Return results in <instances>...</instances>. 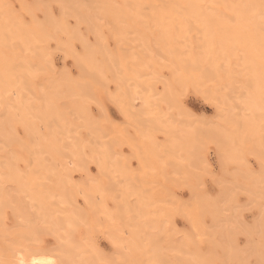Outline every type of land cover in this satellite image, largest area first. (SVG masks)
<instances>
[{
	"label": "rangeland",
	"instance_id": "rangeland-1",
	"mask_svg": "<svg viewBox=\"0 0 264 264\" xmlns=\"http://www.w3.org/2000/svg\"><path fill=\"white\" fill-rule=\"evenodd\" d=\"M62 1L63 0H0V8L2 6L4 15L11 16L14 14L15 17L12 16V20L15 19V21L22 22L21 25L23 27L26 26L28 28L32 26L35 23L32 18H36L35 21L38 22V24L36 23L38 26L43 25L46 27L43 39H36L34 41V45L36 46L34 51H32V49H26L23 51L19 44H14V46L16 45L15 49L21 52V54L19 53L20 55L17 56L18 60L24 62L28 61L39 69V72L34 77V84L39 89H44L49 80H54L59 84V96H61V99L59 100L60 107H67L69 102V98L66 96V86L64 83H61V81L64 80V78H69L74 81L82 79V76L80 75L82 67L80 68L81 65L79 63L77 65L76 59L85 58L88 59V61L90 60L91 62L96 63L102 83L95 81L89 84L87 91L89 96L83 101L82 112L87 116L92 129H97L98 134L100 133L102 137L101 138L99 135L98 137H95L96 139L94 140L97 141L99 139L97 142L91 140L92 145L96 142V145L94 146L96 147L98 145L97 149L101 146L103 150H106V154L104 152H99L101 148L99 151L96 149L91 152L88 144L92 132L90 133L83 126H76L75 124L78 123L80 119H78L77 115L71 111L69 112L71 113V116L69 117L70 125L65 128H70V126L73 128L74 131H71L73 134L72 136L77 138L80 136V144L69 148L70 152H72L69 154V160L64 157L61 158V156L53 158L50 155H46L45 158L43 157L44 161H42L43 159L41 156L42 160L39 159L38 161L41 165L44 163L46 169L40 174L41 171L38 172L40 169L33 168L34 164L37 165L35 162H38L36 160L39 156L36 155L37 159L34 160V158H30L28 155L30 160H34L31 166V171L35 169V171L39 173L35 175L36 173L33 174L32 172L31 177L29 173L30 170L28 169L29 166L27 167L28 170L24 169L23 171L22 169L25 168L24 166H27L28 163H23L25 162L24 160L27 155L25 156L21 148L20 155L18 154L19 151H16L18 147H16L15 144H12V146L10 145L7 149L5 148L6 151L3 150V152H1L0 150V155H2L0 157V168L2 169L0 171V178L2 177L0 183L2 185L0 184V186H2V188L0 190H3L2 195L7 196L6 198H9L8 193L12 192V194L9 193L11 194L9 195L11 198V200L10 198L9 200L11 202L7 199L4 200L5 197L1 198L0 196L2 201L1 208H3L1 210V215L4 216L2 221L5 224L2 228V232L6 230L7 233L8 230V234L10 233V236L4 234L6 237L3 236L2 238V247L5 253H9V249L13 248V246H17L16 244H18L19 247L27 246V248L30 249L35 248L37 245L36 248H41L42 246V249H53L57 246L55 244L58 243V240H55V237H52L55 233L51 236V231V233L48 232L50 234H46L47 231L44 232L42 230L43 228L41 229L43 226H45V230L46 228L52 229V224L51 222H48V224H46L47 222L44 223L45 219H41L44 215L40 216V208L39 210L36 208V203L34 202V204L33 201H31L32 203L30 201L28 202L30 199H27V197L24 196L26 194L23 195L22 192L17 196L18 193L16 192L19 188L17 186L14 187L15 181L10 182L8 178H6V171H8L7 166H15L12 164L13 162L15 163V161L11 160L12 163L6 161L8 163L10 162V164L4 165L6 164L4 160L9 158L8 155H12L14 152L13 156L14 154L16 157L18 156V161L14 169H17V172L18 170L22 172V175L20 174V176H23V172H25V175H28H26L27 178L34 179V175L38 182L44 183L42 185L44 187L42 188L50 191L57 189L58 186L61 185L68 192L72 193L76 200H78V205L75 207H78L83 214H85L87 226L83 224L86 222L85 219L83 222L81 220V223L78 222V224L74 226V235L72 238L74 239L75 237L73 241L76 240L77 244L80 243V241L84 242L82 241L83 238L87 242V244L84 242L87 247L92 246V244L94 245V248L90 247L86 252L89 250L92 251L89 253L90 257L91 254H93L96 259L97 257L99 259L101 258L103 262L102 263L101 260H99V262L96 261L93 259L94 256H92V258L88 257L87 259L89 261L92 259L94 264L96 262V264H110V262H113L111 264H117L119 259L117 258L116 261V257L118 256L120 258L118 262L121 264L123 259L121 260L120 251L117 250L118 254L114 250L121 247V250H124L122 255L127 258L126 259L122 256V258H125V261H127V263H125L123 260L122 264H138V262H140L139 264H143V260L145 262L144 264H151L152 262L153 264H159L155 258L153 259L154 253H152L155 249L154 247H156V243H159V248L156 247L154 252L159 250L158 253L161 255V249L162 254L165 256V260L168 262L170 261L171 264H179V262H175L173 257L175 255L173 254L177 252L175 250H178V247L181 244L187 245L181 252V255L187 250L188 253L186 254V258H188L189 255V257H191V259L188 258L186 261L184 256H182L184 259L182 257H177L178 255L176 253V257L181 259H177V261H181V264H191L188 263L190 262L189 259L192 260V264L193 262L195 264V259L198 262L200 260L202 264H209L206 260H212L210 264H261V261H264V215H262L263 212H261L263 211L261 209L264 207V192H258L259 194H256L253 199L248 198L250 195H254L252 192H248L251 190L248 189L250 185L253 186L252 190L255 193L259 191L256 189V186H259V189L261 187V191L264 190H262L264 180H260L262 176V179L264 178V174L262 175L264 172L261 171L264 168L263 165L261 166L260 164L261 160H258L256 158L257 156L254 154V144L252 143L256 142L259 137H252V142L247 141L242 144L240 143L241 145L239 144L240 146L237 148L238 157L236 162H233L232 160L230 163L225 159V156L230 152H227L225 155L224 151V153H222V150H224L222 149L223 147L220 148L215 145L218 143L217 139L209 138L212 129H214L213 127L216 125L219 126V121L222 122V118L225 119L226 117L222 113L219 114L220 111L214 104L213 99H211L212 97H210V94L216 89L221 91L226 90L232 77L237 79L233 81V84H236L234 86L235 89H237L239 85L243 86L247 81V75L242 71L241 64L235 59V57L230 56L229 54L225 59L227 62L224 64V68H222L217 74L209 78L196 75L178 82L172 72L174 67L173 59H170V57L167 56L166 51L169 46L171 47V45L174 46L175 44V47H181L186 54L203 58L202 47L199 46L200 35L197 33L194 26H192V28L190 27L188 30L187 28L181 30L174 24L170 26L165 25L166 22H164L165 20L163 17V20L157 19L161 17V15L159 17V14L157 15L158 10L159 13H162V9L160 7V9H154L153 6L149 4L151 0H136L139 2V7L137 9L128 7L129 4L127 3L128 5H126V1L128 0H94V3L91 2L92 0H73V2L72 0H70V2L69 0H64L65 4L63 5ZM20 2L24 6L21 5ZM199 3L206 6L208 1L200 0ZM66 4H73L72 8L70 5L68 6L72 11H63L67 8ZM106 4L110 5L113 10H116L115 14L110 13L111 10H109L110 8H106ZM213 5V10H216L218 13L223 14L226 17L230 16L229 10L223 5ZM25 7L27 11H30L29 13L25 12ZM22 8H24L25 11H23ZM181 8L186 9L185 7ZM117 9L124 10V12L121 13L118 11L121 16L118 14V17L116 16ZM30 13L34 16H30ZM73 13H76V15H73ZM47 18H49V20H52L51 18H53L58 26L60 22L63 21V26L65 24L66 30H63L62 28L60 30L58 29L59 31L57 29V31H54L48 28L46 25V23H48V20H46ZM84 18L88 19L86 20V22L88 21V24L85 23ZM115 22L117 25L114 24ZM90 26H92L93 29H90L92 28ZM166 32H168L167 34L171 40V45L169 41H163L166 35L164 33ZM70 33L71 35L73 33L76 38L70 36ZM39 54L40 56H38ZM9 56H12L11 52L7 53L8 58ZM119 56H122L121 58L124 57L125 60H127L128 57L135 60L136 65L132 67L129 62L128 64L119 63L117 61ZM103 58L110 64L115 63L114 67L116 66V70L119 68L121 78L123 77L125 81L124 83H122V81L119 82L112 77V72L105 68V60L103 61ZM208 62V60L202 62L203 66ZM260 69L264 72V64ZM0 95H2L1 90ZM34 104L38 105V102L35 100ZM123 105H125L126 108H124ZM10 109H12V107ZM10 109L8 111H11ZM228 110H230L229 106H225L223 112L227 113ZM3 112V109L0 108V121L3 119H6L7 121L6 113L2 114ZM7 116H9L8 112ZM14 116L16 115L14 114ZM35 124H37L35 125L36 130L42 132L43 137L45 138L47 136V131L39 126L38 121H35ZM154 125H160V127H165L167 129L173 127V130H175L174 128L179 129L178 133L179 135H182L180 138L183 141H186L185 143H187V145L182 144L181 146L174 148L172 146L170 149L167 148L169 142H173V135L177 136L178 133L177 135H175V133H173V135L170 133L172 136H170L169 139L166 131L161 132L163 130L156 129ZM211 126L213 127L210 128ZM206 128H210V131L204 133V129ZM4 131L5 133L13 132L16 139L18 138V142H21L22 140H25L23 138H26V135H24L26 133L23 132L21 125L16 122H14V124L11 123V125H5ZM117 134L123 136L127 142L120 143L117 139ZM261 135L264 139V130ZM92 137H94V134ZM111 138L112 142L109 141ZM190 140H192V142H188ZM5 144L2 141V146H8ZM16 144L18 145V143ZM131 144H136L134 146L139 150L142 159L137 155L136 148L134 149V146ZM219 144L221 143H218V145ZM168 149L170 152L173 150L172 155ZM7 151H9L8 155L6 153ZM91 154L92 156H90ZM103 154L106 155V159L108 158L107 155H110L112 158L109 160H114H111L113 168L111 167L112 169L110 171L115 170L114 172H111V178L108 177L106 173H103L102 168L99 167L100 164L96 163L99 160L105 161ZM217 154H219V157L224 156L223 159H225L226 163L224 161L222 162L221 157L218 159ZM95 156L100 157L96 158ZM137 156L139 157L140 162L138 161ZM2 157L6 158L4 159ZM31 157H33V155ZM89 157H93V159L89 161ZM188 157L191 160L190 162L189 160H186ZM1 158L5 168L1 164ZM94 158L96 159L94 160ZM202 158H205L207 163L203 162ZM19 159L24 160L21 161ZM177 160L180 161V163ZM106 161L105 163H108V161ZM114 162H117V165H115ZM191 162H203L202 165L208 169L207 171H204L206 170L204 169V166L199 163L193 164ZM30 163L31 162H29L28 165H30ZM109 164L110 163H108V165ZM183 164L186 165V169ZM176 165H181L179 168L182 172L177 170L178 168L175 169V167H178ZM174 169L182 176L179 174V176H177ZM257 174L260 175L258 176ZM4 175H6V177ZM3 176L5 177L4 179ZM176 177L179 178V180ZM175 179H177L178 182L175 181ZM255 180L256 182L254 183ZM128 181H131L135 190H141L139 187H143L147 190L144 189V192L142 191L143 194L145 193L144 195L142 194L145 196L142 197V201H140V196L137 198L134 194L129 195L128 203L130 206L137 207L144 212V218H137L142 216H136L137 220L135 218L130 220V218V222L127 221L126 226L124 222L118 219L112 222V228L100 214L98 215L99 217L92 215L88 211L89 207H87V203L83 200L81 194H78L77 192L82 186L88 184H98L100 187L106 188L111 182H116L120 185L126 182V185L128 186ZM136 185H139V187ZM132 186L130 185L131 188ZM37 187L41 188V185H38ZM11 188H15V190H12ZM223 188L229 193V198H227L228 193H224L225 191H223ZM8 189L11 191H8ZM36 190L38 189L36 188ZM5 192L8 193L6 194ZM220 192H223L226 198L224 195L220 194ZM261 194H263V197L261 196L258 198ZM222 197H224L223 200ZM201 200L203 201L201 202ZM206 200L208 203L214 201L216 206V203L219 204L220 211L218 212L217 217L216 215L214 217L213 213V215L210 216L211 213L208 214L205 213V211L204 214L202 213L203 211H201L200 214L194 213L193 210L194 207H196L195 204L198 206L200 203H207ZM214 202L212 204H214ZM106 203L109 211H115L116 205L112 199H108ZM5 204L6 206H3ZM30 205L32 206V209ZM192 205H194V207H192ZM41 206L43 207V205ZM189 206L192 208L187 210ZM69 207V210H73L71 209L72 206ZM168 208L170 209L168 210ZM56 209L59 213L64 212V209L61 211L62 208L57 206L55 212L53 211L54 214L56 213ZM74 209L76 210V208ZM191 210L192 212L189 213ZM59 213L58 215H60ZM194 214L197 215L195 216V218L197 217L196 219L193 218ZM133 215L135 216L136 213L132 211V217ZM262 216L263 220L260 219ZM199 218L201 222L197 221ZM216 218L218 220H216ZM212 221H215V223L218 221L217 226L221 231L220 233L217 231L218 229L215 228L217 226H215V223L213 224ZM135 222L137 223L135 224ZM138 223L140 226L139 228H143V230L145 229L144 231L140 230L139 232V237L141 236L140 238L143 240L142 243V240L139 238L141 245L138 242V236L135 238L132 234L133 231H131V226L134 228L135 225L136 228ZM197 223L199 227L204 230V233H202L203 230L199 228V234L201 236L197 233ZM20 224L22 225L21 228L19 226ZM45 224L48 226L46 227ZM49 224H51V226H49ZM62 227L63 229H60L62 230L61 232L63 233V230L64 232H67L64 225H62ZM109 227L111 228L110 230ZM133 228L132 230H134ZM129 230L131 231L130 233L128 232ZM208 230L209 232H211L210 230H213L214 232L217 231V233L215 232L210 235ZM237 230L239 231L237 232ZM106 232L108 236L106 235ZM186 235L188 236L186 237ZM207 235L208 239L206 238ZM20 236H23L24 238L21 239ZM62 236H65V233ZM142 236H146L145 241ZM25 237H27L26 241H24ZM31 237H36L37 239L34 238V240H31ZM65 238L67 239L66 236ZM149 239L152 240L150 242H154V244L151 245V248L148 243ZM29 240H31V243H28ZM111 240L113 242L118 240L119 247H114L112 245L113 242H109ZM10 241H12L11 244L14 243L13 246L9 245ZM135 241L137 248L135 247ZM146 243L149 247L147 246L144 249ZM127 244L129 246H127ZM142 244L143 248L141 249ZM125 245L127 247H125ZM183 245L180 247L181 250L183 249ZM96 246L97 248H95ZM176 246L178 247L174 250ZM224 247L227 252L223 250ZM149 248L152 249V251H150L152 255L147 253V250H150ZM138 250L141 253V257L143 256V260H141L140 255H138ZM78 252L82 253L80 250H78ZM86 252L84 251V253ZM98 252L101 253V255H99ZM76 253L74 252V255ZM84 253L80 254V257L78 254L76 255L81 258V263L83 262V256L87 257L86 255L88 254L85 255ZM178 253L180 254V252ZM102 254L105 258L102 257ZM260 254L261 256H259ZM144 255H147L149 260H147ZM114 256L115 260L112 259ZM166 256L171 260L167 259ZM110 257L111 260L109 259ZM138 257L141 261L137 260ZM162 257L163 256L161 255L160 261L163 264ZM7 258L6 260L9 259ZM79 258H75V261H78ZM240 258L242 263L238 261ZM92 260L90 261L91 264H93ZM172 261L174 262L172 263Z\"/></svg>",
	"mask_w": 264,
	"mask_h": 264
},
{
	"label": "bare ground",
	"instance_id": "bare-ground-1",
	"mask_svg": "<svg viewBox=\"0 0 264 264\" xmlns=\"http://www.w3.org/2000/svg\"><path fill=\"white\" fill-rule=\"evenodd\" d=\"M98 1H100V0H98ZM199 1L200 0H151L149 3L153 6L154 9H157L159 7L162 9V13L161 12L159 13V10H158L157 15L159 14L158 17L161 15V17H159L157 19H160V20L164 19L165 20L164 22H166L165 25L170 26V25L174 24V25H177L181 30L185 29V28H187V30H188V29H190V27L192 28V26H194V28H196V30H197V33L200 35L199 46L202 47L203 58H199L196 56H191V55L186 54L181 47H179V46L175 47L174 43H172V44H174V46L171 45V40L169 39V35L167 34L168 32L164 33L166 35H165V37H164L165 39H163V41H166V42L169 41L170 45H171V47L169 46L170 49L167 48L166 52H167V56L170 57V59H173V64H174L173 71H172L173 76H175V79L178 82L184 80L185 78L188 79L189 77H193L196 75L199 77L209 78V77L217 74L222 68H224V64L227 62V60L225 61V59L229 54H230V56L235 57V59L241 64L242 71L247 75V81L243 86H240L238 84L239 87H237V89H235L234 86L236 84H233V81L237 80V79H234V77H232L230 79V82L228 83L229 86L226 88V90L221 91V90L216 89L213 91L212 94H210V97H212L211 99H213L214 104L216 105V107L220 111L219 114L222 113L226 117H225V119L222 118V122L219 121V126L216 125L215 127H213V126L210 127V128L213 127L214 129H212L211 134L209 133L213 137L210 136L209 138H215V139H217L218 143H221L219 145H218V143L215 145H217V147L219 146L220 148L223 147L222 149H224V150H222V153L225 152L224 154L226 155L227 152H230L229 154H227L225 156V159L230 163V162H232V160H233V162L234 161L236 162V159L238 157L237 148H239V146L242 143H245L247 141L252 142V140H251L252 137H259L256 142H252V143L254 144V154L257 156V157L255 156V157L258 160H261V163L260 162L259 163L261 164V166L263 165V168H264V139L262 138L263 136L261 135L262 131L264 130V72L260 69L262 67V65L264 64V0H207L208 4L206 6L201 5L199 3ZM69 2H70V0H69ZM72 2H73V0H72ZM91 2L94 3V0H92ZM74 3H75V1H74ZM20 4L23 5L21 2H20ZM63 4H65L64 0L62 1V5ZM213 4L223 5L225 8H227L229 10L230 16L226 17L223 14L218 13L216 10H213V6H214ZM69 5L72 8L73 4H69ZM69 5L66 4L67 8H65L66 10L64 9L63 11H72V10H70V7L68 8ZM126 5H128V7H132V8L137 9L139 7V2H137L136 0H128V1H126ZM23 6H21V7H23ZM181 7H185L186 9H182ZM106 8H108V9L110 8L109 9V10H111L110 13L115 14L116 10H113V8L110 5L106 4ZM25 9H26V7H25ZM108 9H107V11H108ZM0 10L1 11L3 10L2 6H1ZM22 10L25 11L24 8H22ZM1 11H0V90H1L2 95H0V108L3 109V111H4L2 114L6 113V117H7V121H6V119H3V120L1 119L2 121H0V140H1L0 141L1 142L0 150H1V152H3V150H5V148L7 149V147H9L10 145L12 146V144H15L16 147H18L16 151L17 152L19 151L18 152L19 155L21 153L20 150L22 149L25 156L29 155L30 158H34V160L37 159L36 155L39 156L36 161H38L39 159L42 160L43 157L45 158L46 155H50L53 158L61 156V158L64 157L65 159L68 158V160H69V158H70L69 154L72 153V152H70L69 148L72 146H78L80 144L79 143L80 142V136L78 138L75 136H72L73 134L71 131H74L73 128L71 126H70V128H65V127H68L70 125V119H69V117L71 116V113H69L70 111L75 113L77 115V118L80 119L79 122L75 124L76 126H78V127L83 126L90 133L92 132L88 146L90 147L91 152L95 151L98 148V145L96 147L94 145H96L95 143L97 141H99V139L97 141L94 139H96L95 137H98V135L101 137V134L100 133L98 134L97 129L96 130L92 129V126L90 125L87 116L83 114L82 109H83V101H85L86 97L89 96L88 92H87L89 84L92 82H95V81L102 83V80H101L100 74H99V69H98V66L96 65V63L95 62L93 63L90 60L88 61V59H85V58H80V59L77 58L76 59L77 65L79 63L81 65L80 68L82 67L81 68V74H80L82 76V79L78 80V81H74V80L69 79V78H64V80L61 81V83H64L66 86V89H67L66 96L69 98V102H68L67 107H60L59 106V100L61 99V96H59V94H60L59 93V91H60L59 84H57V82L54 80H49L47 82V85H45L44 89H39L34 84L35 83L34 77L39 72V69L37 67H35L32 63H29L28 61L24 62V61L18 60L17 56L20 55L21 52H19L15 49V46L19 44V46L22 47L21 49L23 51H25L26 49H32V51H34V49L36 48V46L34 45V41L36 39H43V37L45 35L44 30L46 27L43 25L38 26L37 25L38 22L35 21L36 18H32L35 22L32 26H30L28 28L26 26L23 27L21 25L22 22L20 23L17 20L15 21V19L12 20V16H14V14L11 16L10 15H4V11H2V12ZM118 11L120 13L124 12V10L122 11V10L117 9V13H116L117 17H118V15H120ZM25 12L29 13L30 11H27V9H26ZM31 13L29 14L30 16L32 15ZM154 14H155V12H154ZM73 15H76V13H73ZM32 16H34V15H32ZM162 17H163V19H162ZM51 19L52 20H49V18L46 19V20H48V23H46L48 28H50L54 31H57L58 29L60 30L62 28H63V30H66L65 24L63 26V23H64L63 21H61L59 26H58L57 22H54L53 18H51ZM86 20H88V19H85V23L88 22V21L86 22ZM114 24L117 25L116 22ZM89 25H90V23H89ZM90 27H92V26H90ZM90 29H93V27ZM91 32H93V31H91ZM69 35L76 38V36H74L73 33H72V35H71V33ZM14 44H16V45L14 46ZM9 52L12 53V56H9V58H8L7 53H9ZM87 53H88V51H87ZM38 56H40V54ZM121 57L119 56V59H117V61L119 63L128 64V62H129L132 67H134L136 65L135 60H133L129 57H128V59L126 57L127 60H125L124 57L123 58H121ZM104 60L105 59L103 58V61ZM206 60H208L209 62L205 66H203L202 62H204ZM114 64L115 63L110 64V63L106 62V60L104 61V65L106 66L105 68L112 72V74H113L112 77L115 78V80H117L119 82L122 81V83H124L125 81H124L123 77L121 78L119 68H117L118 70H116V66L114 67ZM66 96H64V97H66ZM35 100L38 102V105L34 104ZM123 106H124V108H126L125 105H123ZM225 106H229V108H230V110H228L227 113L223 112ZM11 107H12V109H10ZM9 109L12 111V113H11V111H8ZM7 112H8L9 116H7ZM128 113H129V111H128ZM14 114L16 116H14ZM35 121H38L39 126L43 130L47 131V136L45 138L43 137L42 132H39L36 130L35 125H37V124H35ZM14 122L20 124L23 132L26 133V134H24V135H26V138H23L25 140H22L21 142H18L19 140H17L18 138L16 139V136H14L15 134L13 132L5 133V131H4L5 125H7V124L11 125V123L14 124ZM154 127L158 130L159 129L163 130L161 132L166 131L169 139H170V136L173 135V133H175V135H177L178 130H179L176 128H174L175 130H173V127L169 128V129H167L165 127L163 128V127H160V125H154ZM210 128L207 130L204 129V133H207V131H210ZM95 133H97V134H95ZM170 133H172V135ZM93 134H94V137H92ZM194 134H197V133H194ZM243 134H244V136H243ZM116 136H117V139L120 141V143L127 142V140L123 136H121L119 134H117ZM181 136L182 135H179V133L177 136L173 135V137H174V138L172 137L173 142L172 141H171L172 143L169 142V145L167 146V148L170 149L171 146L174 148L177 146H181L182 144L187 145V143H185L186 141H183L180 138ZM91 140L92 141L94 140L96 142L92 145ZM111 140H112V138L109 141L112 142ZM2 141L4 142V144L6 143L5 145H8V146H6V147L4 145L2 146ZM15 142L18 143V145ZM188 142H192V140H190ZM193 142H195V141H193ZM211 142H213V141H211ZM33 143L35 145V148H34ZM131 145L134 146L136 144H131ZM193 145H194V143H193ZM93 147H95V148H93ZM100 148H101V146H99V149ZM135 148L136 147L134 146V149ZM99 149H97V151H99ZM139 149H140V146H139ZM169 149H168V151H169ZM102 150L103 149L101 148L99 152H104L106 154V150H103V151ZM137 150L138 149L136 148L137 155L139 157H141L139 150H138L139 154H138ZM172 151L173 150H171V152L169 151L171 153V155H172ZM8 152L9 151L6 152L7 155L9 154ZM17 152H16V154H17ZM13 153H12V155L9 154L8 155L9 158H7V159H5L7 156L5 158L4 157H2V158L5 159L4 160L5 162L10 161L12 163L11 160H14L15 163L13 162L12 164H14L16 166V163L18 161L17 160L18 156L16 157L15 154L13 156ZM105 154H103L105 157V161L108 159L107 161L110 164L108 165V163H105L104 160H99L96 163H99L100 164L99 167L102 168L103 173H106L108 175V177H110L111 172L115 171V170L110 171L113 168L112 167L113 165H111V164H113V163H111L112 162L111 160H113V159L109 160L110 158H112L110 155H107L108 158L106 159ZM32 155H33V157H31ZM95 155H96V152H95ZM217 155H218V159H219L221 156L219 157V154H217ZM1 156L2 155H0V157ZM27 156L25 157V160L22 159L25 161L23 163H25V164L26 163L29 164V162H31V163H30V165L27 164V166H24L25 168H22L23 171H24V169H27L28 166H29L28 169L30 171L32 170L31 166H32L34 160H32V159L30 160L29 156H28V158H27ZM41 156H42V159H41ZM90 156H92V154ZM138 156H137V158H138V161L140 162V159H142V157L139 159ZM99 157H96V158H99ZM2 158H1V160H2ZM96 158H94V160ZM223 158H224V156L221 157V160H222V162L223 161L225 162V159H223ZM26 159H28L30 161H28ZM91 159H93V157L92 158L89 157L88 160L91 161ZM143 159H144V156H143ZM198 159H199V157H198ZM19 160H21V159H19ZM116 160H118V159H116ZM186 160H189V162L191 161L189 159V157ZM42 161H44V159ZM142 161H141V163H142ZM194 161H196V160H194ZM202 161L207 163V160H205V158H202ZM10 162L9 163L6 162V164H4V165H9ZM38 162H35V163H37V165L34 164L33 168L40 169L39 171L37 169V171L38 172L41 171L40 174H42L43 173L42 171H44L46 169V166H44L45 165L44 163L41 165L40 162L39 163ZM178 162L180 163V161H178ZM203 162H201V163L200 162H194V163H199L202 165ZM116 163L117 162H114L115 165H117ZM181 163H182V161H181ZM191 163H193V162H191ZM1 164L3 166V160L1 162ZM185 164H183V165L185 166V169H186L187 167ZM39 165H41V166L38 167ZM188 165H190V164H188ZM15 166H13V165L7 166V170H8V171H6L7 177H6V175H4V176L6 178H8V180L10 182L15 181L14 183L17 184V185L14 184V187L17 186L19 188V190L17 189V192H16V193H18L17 196L19 195V193L22 192L23 195L26 194L24 196H26L27 199H30V200H28V202L33 201V203L34 202L36 203V204L34 203L36 205V208H38V210L40 208V210H39L40 216L44 215V217H41V219L42 218L45 219L44 223L47 222L46 224H48V222H51V224H52V229L46 228V230H45L44 229L45 226L41 227V229L43 228L42 230L44 232L47 231L46 234H50L52 232L50 234L51 236L53 235V233H55L56 236L54 234L52 237H55L54 239L55 240L57 239L58 243L55 244L57 246L53 249L52 248L51 249L50 248L42 249V246H41V248H39V247L36 248L38 245L35 248L30 249V248H27V246L26 247H19L18 244H16V242H15V244L17 246H13L14 243L11 244L12 241H10L9 245H12L13 248L9 249L10 252L6 254L5 251L3 250V247H2V244H3L2 238L5 235L10 236V233L8 234V230L6 233L5 229H7V228L4 229L5 233L2 232V230H3L2 228L5 226V224L2 221V218H4V216L1 215V210L3 208H1L2 207V201L0 199V264H21L22 260L25 261L26 264H32L33 260L51 261L52 264H84V263L85 264H91L90 261L92 259H90V261H89L87 258L88 257L92 258V256H94L93 259H95L96 261L99 262V260H101V262H102L101 258L99 259L97 257V259H96L95 255H93V254H91V257H90L89 253L92 251L89 250L86 252V250L89 249L90 247L94 248L93 244H92V246L87 247L84 244V242L86 244H87V242L83 238H82V241H84V242L80 241V243H78V244H77L76 240H75L76 242L73 241L75 239V237H74V239L72 238L74 235L73 234L74 226H76V224H78V222L81 223V220L83 222L84 219L86 220V222L83 224L85 226H87V224H86L87 219H86L85 214H83V212L78 207H75L76 205H78V203H77L78 200H76L75 197H73L72 193L68 192L61 185L58 186V188L54 189L53 191H50V190L45 189V188L43 189L42 188V187H44V186H42L44 184L43 182L42 183L38 182L35 179L34 175H33V178L35 180L31 179V178H27L26 177L27 174L25 175V172H23V176H20V174L22 172H20L19 170L17 172V169L16 170L14 169ZM120 166H121V164H120ZM176 166H178V165H176ZM180 166L175 167V169L178 168L177 170H180V168H179ZM202 166H204V165H202ZM0 167H1V165H0ZM22 167H23V165H22ZM204 169H206V170H204ZM204 169H203L204 171H207L208 168H206L204 166ZM1 170L2 169L0 168V171ZM27 170H26V172H27ZM30 171H29L30 176H31L32 172H33V174L36 173L35 175L39 174L38 172L35 171V169H33V171H31V172ZM180 171L182 172V170H180ZM261 171L264 172V169ZM122 172H123V170H122ZM3 173H5V172H3ZM175 173H177V176H179V175L182 176L177 171ZM263 174L264 173H262V175ZM257 175L259 176L260 174H257ZM1 176H2V174H1ZM4 176H3V179L5 178ZM262 177L260 180H264V178L262 179ZM1 178H0V180H1ZM177 179L179 180V178H177ZM177 179H175V181H177ZM134 180H136V179H134ZM126 182L124 183L125 185L124 184L120 185L119 183L111 182L109 184V186L106 188L100 187L98 184L97 185L88 184L86 186H82L79 190H77V192H78V194H81V197H83V200H85V202L87 203V207H89L88 211L92 215H94V216L96 215L97 217H99L98 215L100 214L104 218V220H106L111 225L110 227H112V228H113L112 222H114L115 220H118V219L120 221L124 222V224L126 226V222L127 221L130 222L129 221L130 218H131L130 220H132L134 218L136 220H137V218H141V219L144 218V216H143L144 212H142L137 207L130 206V204L128 203L129 195L134 194L135 196H137V198L140 196L141 197L140 201L143 200L142 197H145V196H143L145 194V193L143 194L145 188L139 187V185H136L139 188H141V190H139V189L135 190L134 186H132L133 184L131 183V181L130 182L128 181V183H127L128 186L126 185ZM255 182H256V180L254 181V183ZM129 184L134 189H132ZM38 185L39 186L41 185V188H38L37 187ZM6 186H7V184H6ZM252 187H253L252 185H250L249 188L247 187L248 189H251L248 192H252L254 194L253 196L250 195L248 197L249 199H253V197H255L256 194L258 195L259 193L264 192V190H263L264 186H262L263 191H261V187L259 189V186H256V189L259 190V191L256 190L257 191L256 193L253 192ZM1 188H2V186H0V189ZM36 188L38 190H36ZM254 189H255V187H254ZM12 190H15V188ZM145 190H147V189H145ZM2 191L0 190L1 198L5 197L4 200H6V199L9 200V198H10L9 195H11L12 192H9L11 194H9L8 192H5L6 194L8 193V197H9V198H6L7 196L2 195V193H3ZM8 191H11V190L8 189ZM221 191H222V188H221ZM223 191H225L224 193H228V192H226L227 190H224V188H223ZM14 194H15V192H14ZM220 194L224 195L223 192L222 193L220 192ZM262 195L263 194L259 195L258 198H260ZM224 197L226 198L225 195H224ZM224 197H222V200ZM227 198H229V193H228ZM108 199H112L113 202L115 203V205H116L115 211H109V209L107 208L106 202ZM256 199H257V197H256ZM10 200H11V198H10ZM10 200H9V202H11ZM202 201L203 200H201V202ZM204 202H205V200H204ZM206 202H207V200H206ZM213 202L214 201H212L211 203L210 202L209 203L208 202L203 203V204L200 203L198 206H197V204L194 203L196 205V207H194V205H192V207H194V210L193 209L192 210L194 211L195 214H200L201 211H203L202 213L204 214V211H205V213H208V214L211 213L210 216L214 214L213 216L215 217V215H216V217H217V214L220 211V206L218 204L219 199H218V203H216L219 208L215 205V202H214V204H212ZM41 205H43V207ZM3 206H6V204ZM57 206H59V208H62V210L60 209L61 211H63V209H64V212L63 213L61 212L62 214L57 211L58 208L56 209V213L54 214L55 208ZM69 206H72L71 209H73V210H69V208H70ZM41 207H42V209H41ZM192 207L189 206V208L188 209L186 208V209L190 210V208H192ZM74 208H76V210ZM77 208H78V210H77ZM31 209H32V206H31ZM169 209L170 208H168V210ZM192 210L189 211V213L192 212ZM261 210H263L261 212H263L262 215H264V207ZM132 211L134 213H136V215L135 216L133 215V217H132ZM58 213L60 215H58ZM195 214L193 215L194 217L192 216L193 218H195V216H197ZM136 216H142V217L136 218ZM198 217H199V215H198ZM200 217H201V215H200ZM260 219L263 220V216ZM216 220H218V219L216 218ZM14 221H15V219H14ZM25 221H26V219H25ZM39 221H41V220H39ZM43 221H42V223H43ZM197 221L201 222L200 218ZM136 223L137 222H135V224ZM198 223H197V225H198ZM212 223L214 224L215 221L214 222L212 221ZM51 224H49V226H51ZM217 224H218V221L214 225L217 226ZM62 225H64L67 232H64V230H63V233L61 232L62 230H60V229L61 228L63 229ZM197 225H195V226H197ZM214 225H212V226H214ZM19 226L21 228L22 225L20 224ZM47 226L48 225H46V227ZM193 226H194V224H193ZM16 227H18V226H16ZM110 227H109V230L111 229ZM139 227H140L139 223H138L136 228H135V225H134V228H133V226H131V231H133L132 234L135 236V238L138 236L137 237L138 242L141 245V242L139 241V238L141 237V236L139 237V232H140V230L144 231L145 229L143 230V228L141 229ZM127 228H128V226H127ZM132 228L135 231L132 230ZM199 228L200 227L198 225V228H197L198 234L200 233ZM215 228L218 229V226ZM9 229H11V228H9ZM27 230H29V229H27ZM201 230H203V229H201ZM239 230H237V232ZM26 231H24V232L27 233L28 231L27 232ZM131 231L129 230L128 232L130 233ZM210 231L211 232H209V230H208V233H210V235L214 234L215 232L217 233V231L219 233L221 232L220 229H218L215 232L213 230H210ZM48 232H50V233H48ZM240 232H241V230H240ZM64 233H65V236L67 237V239L65 238V236H62V235H64ZM202 233H204V230L202 231ZM37 235H39V234H37ZM106 235H107V232H106ZM144 235H146V234H144ZM208 235L206 236V238L208 237ZM187 236L188 235H186V237ZM142 237H144V241H145L146 236H142ZM23 238L24 237L22 236L21 239H23ZM34 238H36V237H34ZM34 238L31 237V240H34ZM87 239H88V237H87ZM132 239H133V236H132ZM153 239H154V237H153ZM204 239H205V237H204ZM26 240H27V237H25L24 241H26ZM31 240H29L28 243H31L30 242ZM136 241H135V247L137 248ZM150 241H152V240L149 239L148 243H149V246L151 248V245H153L154 242H150ZM36 242H37V240H36ZM109 242H113V241L111 240ZM117 242H118V240H116V242L114 241L113 244L112 243L111 244L114 247L116 246V248H117V247H119V242L118 243ZM52 243H54V242H52ZM52 243H51V246H52ZM142 243H143V240H142ZM156 244H155V246L158 247L159 243H156ZM25 245H27V244H25ZM181 245H183V244H181ZM181 245L180 246L178 245L179 247L176 246L174 248V250H175L178 247V250H175L177 252H175V254H173V255H175V256H173L175 259V262L176 263L179 262V264H181V261H177V259H178L177 257L181 258L182 256H184L186 261L188 258L191 259V257H189L190 255L188 256V258H186L187 257L186 254L188 253L187 250H186L187 252L185 251L181 255V252L185 249V246H187V245H183L182 246L183 249L181 250V248H180ZM263 245H264V243H263ZM48 246H50V245H48ZM127 246H129V245L127 244ZM127 246L125 245V247H127ZM147 246H148V244L146 243V245H144V249ZM156 247H154V248L156 249ZM95 248H97V246ZM142 248H143V244H142L141 249ZM121 249H122V247L118 248V249H114V250L117 253H118L117 250H119L120 251L119 253L121 254V260L123 259L125 261L127 258L122 255V252H124V250L122 251ZM155 249L153 251H152V249L147 250V253H149L151 255H152V253H154L153 259L155 258V260L158 261L159 264L161 262L160 261L161 255L163 256L162 257L163 264H164V262H165V264L170 263V261L168 262L167 260H165V258H164L165 256L162 254L161 249H160L161 255H159V253H158L159 250H157V252H154ZM179 249H180V251H179ZM227 249H228V247H227ZM78 250L82 251V253L78 252ZM223 250H225L227 252L225 247ZM76 251H77V253H76ZM84 251L86 253H84ZM150 251H152V253H150ZM74 252L76 253L75 255H74ZM178 252H180V254ZM83 253L85 255L87 253L88 254L86 255L87 257L83 256L84 257L83 262L81 263L82 260L79 257L81 256L80 254H83ZM176 253L178 255L177 257H176ZM184 253H185V255H184ZM77 254L79 257L76 256ZM140 254L141 253L139 251L138 255H140ZM99 255H101V253H99ZM147 255L146 256L144 255V256L147 258V260H149V257ZM122 256L125 257L126 259L122 258ZM259 256H261V254ZM5 257L6 258L8 257L9 259L7 258L8 260H6ZM102 257L105 258L103 254H102ZM140 257H141V255H140ZM142 257H141V260H143ZM75 258L76 259L79 258V260L75 261ZM114 258H115V256L112 257V259H114ZM117 258L120 260V258L118 256V257H116V261H117ZM166 258H167V256H166ZM180 258L178 260H181ZM84 259L86 260V262ZM109 259L111 260V257ZM167 259H170V258H167ZM190 259H189L190 262H188V263L192 264V260H190ZM262 259H263V257H262ZM123 260H122L121 264L123 263ZM137 260L138 261L140 260L139 257ZM147 260H146V263H147ZM240 260H241V258L238 261H240ZM118 261H117V264H119ZM150 261H153V260H150ZM206 261H208V263L210 264V262L212 260H210V261L206 260ZM93 262L94 261L92 260V263ZM173 262L174 261H172V263ZM240 262L242 263V261H240ZM108 263H109V261H108ZM111 263H113V262H110V264ZM125 263H127V261H125ZM139 263L140 262H138V264ZM144 263L145 262L143 260V264ZM199 263L202 264V262L200 260L198 262L195 259V264H199ZM98 264H100V263H98ZM151 264H153V262ZM161 264H162V262H161ZM193 264H194V262H193Z\"/></svg>",
	"mask_w": 264,
	"mask_h": 264
},
{
	"label": "snow or ice",
	"instance_id": "snow-or-ice-1",
	"mask_svg": "<svg viewBox=\"0 0 264 264\" xmlns=\"http://www.w3.org/2000/svg\"><path fill=\"white\" fill-rule=\"evenodd\" d=\"M21 264H26L25 261H21ZM32 264H52L51 261H37V260H33ZM261 264H264V261H261Z\"/></svg>",
	"mask_w": 264,
	"mask_h": 264
}]
</instances>
